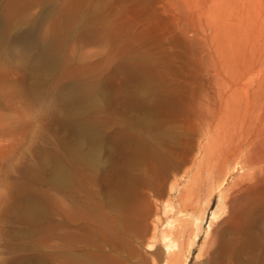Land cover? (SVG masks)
Wrapping results in <instances>:
<instances>
[{"label": "rangeland", "instance_id": "1", "mask_svg": "<svg viewBox=\"0 0 264 264\" xmlns=\"http://www.w3.org/2000/svg\"><path fill=\"white\" fill-rule=\"evenodd\" d=\"M29 28L31 37H17ZM45 47L54 55L50 69ZM262 102L264 0H0V264H56L54 159L72 175L66 201L97 223L96 238L79 228L80 217L67 227L77 253L69 264H83L86 253L104 264L99 256L110 243L113 264H161L159 232L176 210L182 214L172 233L187 264H264V173L255 160L264 135L254 138ZM68 105L77 106L71 119L89 120L98 134L95 170L73 169ZM211 111L214 122L222 117L206 150L201 127ZM250 137L258 147L238 146ZM231 155L255 161L225 173ZM222 179L219 216L205 235ZM27 199L39 211L26 210ZM165 201L172 205L166 212ZM194 212L203 218L190 247ZM115 213L120 229L110 235L105 215Z\"/></svg>", "mask_w": 264, "mask_h": 264}, {"label": "bare ground", "instance_id": "2", "mask_svg": "<svg viewBox=\"0 0 264 264\" xmlns=\"http://www.w3.org/2000/svg\"><path fill=\"white\" fill-rule=\"evenodd\" d=\"M32 24V23H31ZM7 31V30H6ZM33 28H29V29H27V30H25V31H23V32H20L18 35H17V37L19 38V39H26V38H28V37H31V35L33 34ZM41 53L45 56V67L47 68V69H50L53 65H54V55H53V52H51V51H49L48 50V48L47 47H45V48H43V51H41ZM44 64V63H43ZM42 67V66H41ZM36 75V74H35ZM38 78V77H37ZM234 88H236V87H234ZM237 89V88H236ZM243 89V88H242ZM241 89V90H242ZM68 90V89H67ZM71 90V89H70ZM230 91H232V90H230ZM229 91V92H230ZM73 92V91H72ZM228 93V92H227ZM230 93H232V92H230ZM254 94V93H253ZM231 96V95H230ZM219 98L218 99H220V100H222V99H224L225 100V97H224V93L222 94V93H220L219 94V96H218ZM258 97H256V99H251L252 101H255V100H258L257 99ZM245 99V98H244ZM83 101V100H82ZM92 101V100H91ZM251 101V102H252ZM79 102V101H78ZM204 102V101H203ZM227 102V101H226ZM256 102V101H255ZM255 102H254V105L252 104V107H256V105L258 104L257 102V104L255 105ZM93 103H95V102H93ZM98 103V102H97ZM205 103V102H204ZM204 103H202V104H204ZM263 103V102H262ZM71 104V103H70ZM69 104V105H70ZM78 104V103H77ZM76 104V105H77ZM84 104H87V103H84ZM69 105H68V107H66L65 109V114H66V117L65 118H67V119H65L66 121L64 122V124L67 126V128L70 130V132H71V134H73L74 135V137H75V145L76 146H74L73 148H71V147H68V149L66 150V151H68V153L70 154V157H71V159H72V161H73V169L76 171V172H80L81 171V169L83 168V169H85V168H92V169H94L95 170V168H97L99 165H100V147H98V141H97V139H96V135H98L97 134V132H94V130L90 127V126H92V125H90L89 124V120H87V121H80V120H74L73 118L71 119V111L72 110H70V107H69ZM72 105V104H71ZM82 105V104H81ZM201 105V104H200ZM204 105H206V106H204V107H207L205 110H208V109H210V105H209V103L208 104H204ZM208 105H209V108H208ZM226 105H227V103H226ZM226 105H223L222 107H224V106H226ZM246 105H247V102H246ZM245 105V106H246ZM259 105V104H258ZM263 105H264V103H263ZM86 106V105H85ZM202 106V105H201ZM200 106V107H201ZM248 106V105H247ZM250 106V105H249ZM76 108H77V106H75ZM89 108L90 106H86V108ZM94 107V106H93ZM72 108V107H71ZM76 108H75V110H76ZM79 108V107H78ZM229 108H230V106H229ZM241 109H243L242 107H240ZM239 107H238V109H240ZM74 109V108H73ZM81 110V113H82V109H83V107L82 108H80ZM92 109V108H91ZM202 109V108H201ZM215 109V108H214ZM214 109H211V110H213L214 111ZM226 109H228V108H226L225 107V110ZM231 109H232V106H231ZM244 109H245V107H244ZM248 109V108H247ZM260 109H261V107H260ZM75 110L74 111H72V112H75ZM86 110V109H85ZM93 110H95V109H93ZM225 110H223L222 109V111H224V112H226ZM229 110V109H228ZM233 110V109H232ZM236 110H237V108H236ZM77 111H79V110H77ZM76 111V113H78ZM88 111V110H87ZM89 111H90V108H89ZM213 111H211V113H210V118L208 119V120H206V118H205V120L204 121H207L206 123H205V127H201V129H202V135L203 134H205L206 136H207V138L208 139H206L207 140V147L208 148H206V150H210V149H212V147L211 146H209L208 145V143L211 141V142H213L214 140H213V137H215V134L217 135L218 133H217V131H219V129H218V122H219V120L221 119V117H222V111H220V114L218 115V118L216 119L217 120V122H214L215 121V119H214V117H213ZM223 112V113H224ZM229 112H231V111H229ZM80 113V112H79ZM78 113V114H79ZM80 113V114H81ZM84 113H85V111H84ZM84 113H82V114H84ZM88 113V112H87ZM86 113V114H87ZM141 113V112H140ZM227 113V112H226ZM233 113H234V111H233ZM221 115V117H219ZM224 116L226 115V114H223ZM230 115V114H229ZM238 115H239V113H238ZM261 115V114H260ZM264 115V114H263ZM206 116V115H205ZM224 116H223V118H224ZM259 116V115H258ZM257 116V117H258ZM84 116H82V118H83ZM91 118V117H90ZM201 118H202V116H201ZM232 119H233V117H231ZM242 118V117H241ZM62 119V118H61ZM78 119H79V117H78ZM85 119H87V117L86 118H84V119H82V120H85ZM225 119V118H224ZM236 120H237V118H235ZM92 120V119H91ZM226 120H227V118H226ZM240 120V119H239ZM241 120H243V119H241ZM244 121V120H243ZM243 121H242V123H243ZM237 122H238V120H237ZM251 122V121H250ZM255 122H259L260 123V125L261 126H259L258 128H256V133H255V137L254 138H257L258 137V139H259V137H262L261 135H264L263 133V131H264V118L263 117H261L260 118V121H257V119L255 118V121H254V124H256ZM227 123V122H226ZM229 123V122H228ZM240 123V122H239ZM253 123V122H252ZM63 124V125H64ZM91 124H95L94 122L93 123H91ZM204 124V123H203ZM248 124V123H247ZM254 124H250L249 123V125H251V128H252V126L254 125ZM242 125V124H241ZM244 125V124H243ZM203 126V125H202ZM221 126H223V125H221ZM92 127H94V125L92 126ZM220 127V126H219ZM225 127V126H224ZM257 127V126H256ZM96 128V127H95ZM99 128V127H98ZM223 128V127H222ZM225 128H228L227 127V125H226V127ZM225 128H223V129H225ZM249 128H250V126H249ZM250 128V130L252 131V129ZM255 128V127H254ZM66 129V128H65ZM67 129V130H68ZM218 129V130H217ZM229 129V128H228ZM96 130H97V128H96ZM95 130V131H96ZM230 130V129H229ZM249 130V129H248ZM221 131V130H220ZM224 131H226V130H224ZM254 131V130H253ZM68 132V131H67ZM99 132V131H98ZM200 132V131H199ZM221 132H223V130L221 131ZM227 132V131H226ZM225 132V133H226ZM248 132V131H247ZM246 132V133H247ZM96 133V134H95ZM224 133V132H223ZM222 133V134H223ZM230 133V132H229ZM250 133V132H249ZM66 134V133H65ZM251 134V133H250ZM150 135V134H149ZM221 135V134H220ZM68 136V135H67ZM226 136V135H225ZM230 136H231V134H230ZM237 136V135H236ZM242 135H239V136H237V137H241ZM249 136V135H248ZM218 137V136H217ZM236 137V139H238ZM97 138H99V137H97ZM222 138V137H221ZM235 138V137H234ZM242 138V137H241ZM246 138H248V137H246ZM252 137H250V141L249 140H243L242 139V141L240 140V142H238V146H240V147H244V146H246L247 144H249V145H251V146H253V149H254V147L256 148V147H258V146H254L253 144L255 143V139H251ZM225 139V138H224ZM257 139V140H258ZM261 139V138H260ZM99 140V139H98ZM101 140V139H100ZM99 140V141H100ZM219 140V139H218ZM220 141V140H219ZM226 141H228V144L227 145H229V140H225V142ZM238 141V140H237ZM261 141V140H260ZM62 142V141H61ZM63 142H64V144H65V141L63 140ZM218 142V141H217ZM235 142H236V140H235ZM256 142H258V141H256ZM68 143V142H67ZM232 143V142H231ZM230 143V144H231ZM263 143V141L262 142H260L259 144H262ZM74 144V143H73ZM85 145L86 146V148L85 149H83L82 151L80 150V146H82V145ZM118 144V143H117ZM224 144V143H223ZM235 144V143H234ZM258 144V145H259ZM226 145V146H227ZM233 145V144H232ZM67 146V145H66ZM101 146V145H100ZM205 146V145H204ZM230 146V145H229ZM237 146V147H238ZM250 146V147H251ZM202 147V146H201ZM211 147V148H210ZM233 147H234V145H233ZM232 147V148H233ZM236 147V146H235ZM242 147V148H243ZM249 147V150H252L251 148ZM71 148V149H70ZM83 148H84V146H83ZM230 148V147H229ZM246 148V147H245ZM214 149V148H213ZM235 149V148H234ZM241 149V148H240ZM203 150V149H202ZM242 151H243V149H241ZM246 150V149H245ZM260 150H262L261 148H260ZM259 150V151H260ZM263 150H264V147H263ZM106 151V150H105ZM236 151H238V152H240L239 150H236ZM258 151V150H257ZM207 152V151H206ZM209 153H210V151H208ZM233 152V151H232ZM237 152V153H238ZM246 152H247V150H246ZM246 152H245V154H246ZM249 152V151H248ZM248 152H247V154H248ZM252 152H253V150H252ZM251 152V153H252ZM255 152V151H254ZM227 153V152H226ZM226 153H225V155H226ZM244 153V152H243ZM256 153V152H255ZM261 154H259L258 152H257V155H258V157L255 159L257 162H256V164L257 165H259V166H256V169H259L258 171L259 172H263L264 173V152L262 153V151L260 152ZM54 154V153H53ZM242 154V153H241ZM224 155V154H223ZM243 155V154H242ZM251 155V154H250ZM255 155V157H256V154H254ZM229 156V155H228ZM232 156V155H231ZM234 156H236V155H234ZM234 156H232V158L234 157ZM253 156H251V157H247V158H249V159H247V158H245V157H243V158H239L238 156L237 157H234L233 158V160L231 161V165L229 166V167H225L227 170H224V168H223V170L225 171V173H226V171H231V172H234V171H237L238 169H242V166H244V164L245 163H249V162H251L252 163V161L254 160L253 158H252ZM54 158V157H53ZM55 158H58V157H55ZM231 158V159H232ZM228 159V158H227ZM224 160V159H223ZM222 160V161H223ZM226 160V159H225ZM254 160V161H255ZM52 161V160H51ZM64 161V160H63ZM228 161H229V159H228ZM225 162H227V160L225 161ZM54 163H55V165H54V170H52L53 171V173H52V178H51V180L53 181V184H54V187H55V189H56V191H57V195H56V211H57V219H56V221H55V227H56V244H55V247H56V258H57V262H56V264H69V260L67 259V258H69V255H77V253L75 252V251H72V249L68 246V243H67V241H69L70 239H69V237L71 236V231L67 228V227H69V225H72V226H74L75 224H77V220L79 219L78 217H80L81 218V220H82V223L80 222V226H79V228H81V229H83L85 232H90V234L91 235H93V233H92V230H93V232H94V235H95V238L97 237V230H96V227H95V225L97 224L96 222H95V220L92 218V216L90 215V214H85V216L83 215V214H81V215H79V213H77V211H74L75 210V207H77L78 206V202L77 201H75L74 203H73V207L72 206H70L69 205V202H67L66 201V198H67V193L65 192V187H67L70 183H71V178H72V175L70 174V170L69 169H67L66 167H65V165L62 163V161L61 160H58V159H54ZM65 163V162H64ZM130 163V162H129ZM229 163V162H228ZM45 164V163H44ZM226 164V163H225ZM246 165V164H245ZM248 165V164H247ZM223 167V166H222ZM72 168V167H71ZM118 169V168H117ZM231 169V170H230ZM121 170V169H120ZM91 171H93V170H91ZM224 173V172H223ZM252 173H255V172H253V170L251 171V173H249V171H248V173H247V175L249 176V177H247V179L249 180V179H253L252 177L253 176H251V174ZM77 174V173H76ZM94 174V173H93ZM222 174V173H221ZM230 174V173H229ZM209 175V174H208ZM226 175V174H225ZM254 175V174H253ZM257 174H255V176H256ZM263 175V174H262ZM210 176H212V174L210 175ZM251 176V177H250ZM254 176V177H255ZM258 177H259V174L257 175ZM261 176V175H260ZM208 177V176H207ZM220 177V176H219ZM258 177H256V178H258ZM221 178H223L224 179V174H222V177ZM220 178V179H221ZM245 178V177H244ZM259 178H261V177H259ZM207 179H209V178H207ZM223 179L222 180H220V182L217 184V189H216V191H219V193L217 194V200H216V204H215V206L213 207V208H211L210 209V215H209V222H208V224H207V226H206V229H205V235L208 233V231L210 230V225H211V222H213V221H215L216 219H217V217L219 216V209H221V207H220V205L222 204V192L220 191V189H221V187H222V184H223ZM260 180H262L263 181V177H262V179H260ZM255 181V180H254ZM51 186V185H50ZM97 186V185H96ZM81 190V189H80ZM69 191V190H68ZM74 192V191H73ZM98 194V193H97ZM69 195V194H68ZM94 196V195H93ZM96 197V196H95ZM34 198V197H33ZM95 199V198H94ZM98 199V198H97ZM99 199H101V198H99ZM98 199V200H99ZM30 199H27V201H29ZM33 200V199H32ZM36 200V199H35ZM27 201H25L26 202V204L25 205H23V207L25 206V209L26 210H28V211H31V212H34V211H39V208H38V205L39 204H35L34 202H36V201H29V202H27ZM84 203V202H83ZM223 206V205H222ZM22 207V206H21ZM105 207V206H104ZM171 207H172V205H171V203L169 202V201H165L163 204H162V209H163V211L164 212H166L167 211V209H169V210H171ZM223 208V207H222ZM42 210V209H41ZM27 211V212H28ZM108 211V210H107ZM176 215L175 216H167V218H166V220L164 221V223H162L163 225H162V227H161V229H160V232H159V235H160V239L162 240V242H163V247H164V252H165V254H166V258H164V260H163V262L161 263V264H187L186 263V258L185 259H181V253H180V250H179V242H178V239L173 235V233H172V230H173V228H175L176 227V225H175V222H177V220L179 219V218H177V217H180L181 216V214H182V212H181V210H176ZM100 215V214H99ZM115 215L116 216H112V215H105V221H106V229H107V231L109 232V234H110V232L112 231H116L117 230V228L118 229H120V224H119V215L120 214H116L115 213ZM39 216V215H38ZM119 216V217H118ZM100 217V216H99ZM183 217V216H182ZM202 218H203V215L201 214V213H193V214H189V216H188V221L191 223V226H192V228H193V233H192V240H190L189 242V245H190V247H191V245H192V243L194 242V240L197 238V232H196V229L197 228H199V226H200V223H201V220H202ZM140 220V219H139ZM97 221V220H96ZM93 222L95 223V224H93ZM99 222V221H98ZM121 222V221H120ZM78 225V224H77ZM102 225V224H101ZM122 225V224H121ZM100 231V230H99ZM132 233H135V231L134 232H132ZM119 234V233H118ZM131 234V233H130ZM153 234H155V231L153 230ZM152 234V235H153ZM214 234V233H213ZM100 235V234H99ZM98 235V236H99ZM103 235V234H102ZM111 235V234H110ZM134 235V234H133ZM101 236V235H100ZM131 236V235H130ZM135 236V235H134ZM135 237H139V235L138 236H135ZM152 237H154V235L152 236ZM211 237V236H210ZM214 237V236H213ZM101 238V237H100ZM141 238V237H140ZM69 239V240H68ZM93 239H94V237H93ZM110 239V238H109ZM131 239H133V238H131ZM149 239V238H148ZM210 239V238H209ZM212 239H214V238H212ZM136 240V239H135ZM71 241V240H70ZM107 241H110V240H107ZM208 241H210V240H208ZM132 242V241H131ZM136 242V241H135ZM211 242V241H210ZM213 242H214V240H213ZM93 243V242H92ZM106 243V242H105ZM138 243V242H137ZM212 243V242H211ZM94 244V243H93ZM146 250H152L153 249V245H154V243L152 242V241H148L147 243H146ZM92 246V245H91ZM107 246H109V244L107 243ZM117 247V246H116ZM85 248V247H84ZM95 248V247H94ZM108 249V248H107ZM187 249V248H186ZM97 250V249H96ZM106 250V249H105ZM188 251V250H187ZM106 253H104V254H101L100 256H99V258H101V256H103L105 259H104V264H113L114 262H116L117 263V260H118V257H117V254H113V252H115V245H113L112 243H110V247H109V250H108V252L107 251H105ZM86 255L87 256H85V261H84V263L83 264H95V261H96V258H95V256L94 257H92V253H86ZM135 256V255H134ZM72 258H74V257H72ZM134 258V257H133ZM34 260V259H33ZM74 261V260H73ZM136 261V260H135ZM72 262V261H71ZM144 262V261H143ZM26 263V262H25ZM74 263V262H73ZM36 264V263H35ZM71 264V263H70ZM140 264V263H139Z\"/></svg>", "mask_w": 264, "mask_h": 264}]
</instances>
